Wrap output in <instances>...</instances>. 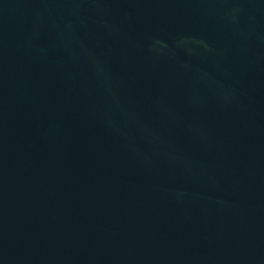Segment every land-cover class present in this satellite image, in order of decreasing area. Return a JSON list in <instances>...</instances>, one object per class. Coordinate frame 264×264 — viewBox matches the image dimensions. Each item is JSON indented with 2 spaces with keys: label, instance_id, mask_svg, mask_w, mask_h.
<instances>
[{
  "label": "water",
  "instance_id": "95a60500",
  "mask_svg": "<svg viewBox=\"0 0 264 264\" xmlns=\"http://www.w3.org/2000/svg\"><path fill=\"white\" fill-rule=\"evenodd\" d=\"M0 264H264V0H0Z\"/></svg>",
  "mask_w": 264,
  "mask_h": 264
}]
</instances>
